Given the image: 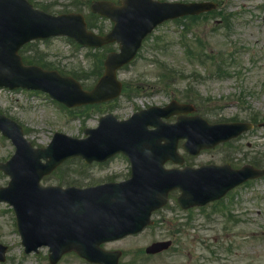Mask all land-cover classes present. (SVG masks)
Here are the masks:
<instances>
[{"label":"rangeland","instance_id":"1","mask_svg":"<svg viewBox=\"0 0 264 264\" xmlns=\"http://www.w3.org/2000/svg\"><path fill=\"white\" fill-rule=\"evenodd\" d=\"M32 1L49 4L57 11L71 7L74 0ZM213 1L218 7L209 13L179 17L159 25L143 41L136 58L118 71L123 88L114 100L98 108H73L71 114L45 94L33 92L34 103L24 99L10 105L0 98V111L20 123L34 145L44 146L55 131L83 136V129L95 126L106 112L122 119L139 108L163 105L172 98L185 101V94L196 105V113L210 122L254 123V128L240 137L189 156L188 164L264 166V127L257 125L264 123V0ZM102 24L110 28L105 19L97 20V28ZM38 46L48 61L67 73L80 74L82 84L96 80V56L89 49L64 38H53ZM13 152L11 142L0 135V161ZM66 162L41 182L60 184L76 179L85 185L124 179L130 171L128 161L121 156L100 164L86 165L77 158ZM7 181L8 177L0 172V185ZM176 195L172 193L173 204L155 214L158 223L154 227L104 247L122 249L125 254L120 263L129 264L127 261L137 259L138 251L152 240L173 233L176 241L170 253L141 255L137 264H264V177L233 189L219 203L187 212L177 208ZM221 203L226 208L218 210ZM0 242L8 246L7 258L0 264H49L46 247L38 253H23L13 210L1 202ZM57 264L91 263L70 253Z\"/></svg>","mask_w":264,"mask_h":264},{"label":"water","instance_id":"2","mask_svg":"<svg viewBox=\"0 0 264 264\" xmlns=\"http://www.w3.org/2000/svg\"><path fill=\"white\" fill-rule=\"evenodd\" d=\"M180 6L182 10L195 11L199 5ZM30 9L26 2L21 4L18 0L0 3V85L40 88L67 105L104 100L118 94L120 84L115 79L114 70L132 56L139 39L150 29L141 15H134L138 8L133 7L132 16L122 24V30L106 36H95L87 31L80 14L54 17L30 12ZM12 22L16 26H9ZM143 25L145 28L137 37L123 33ZM57 33L72 35L89 45H101L113 36H122L121 52L108 55L105 74L92 91H82L79 83L71 77H61L55 71L26 66L21 62L16 52L22 43L31 37ZM175 106V111H184L182 108L186 107ZM171 113L169 107L150 108L120 122L107 115L98 128L86 131L90 133L88 138L75 140L57 134L59 140L46 150H31L18 126L10 122L8 129L1 123L0 126L19 147L12 161H19L20 169L13 165L9 167L12 161L3 167L6 172H12L13 181L5 192L0 190V197L3 195L13 205L27 249L48 244L53 262L63 252L74 249L90 261L116 264L117 253L99 249L98 243L139 230L149 221L151 210L164 204L168 190L179 188L182 191L179 201L204 203L252 176L254 171L250 168L238 173L226 168L163 169L162 163L167 159L182 162L176 153L179 137L190 138L184 144L186 149H198L194 145L208 144V137L217 134L213 132L216 125H206L195 118L198 122L178 119L176 124L166 126L168 138L161 137L158 127L163 123L160 117H168ZM148 125L156 128L149 130ZM162 139L164 143H161ZM117 151L127 153L131 160L132 177L125 182L65 191L37 185L41 175L68 156L81 155L86 161L103 160ZM40 157L50 159L46 164H40ZM159 245L154 244L152 250ZM3 258L1 255L0 259Z\"/></svg>","mask_w":264,"mask_h":264},{"label":"trees","instance_id":"3","mask_svg":"<svg viewBox=\"0 0 264 264\" xmlns=\"http://www.w3.org/2000/svg\"><path fill=\"white\" fill-rule=\"evenodd\" d=\"M29 58H30L29 60H31V61H33V62H38V60L41 59V58L38 57V56H32V57H29Z\"/></svg>","mask_w":264,"mask_h":264}]
</instances>
